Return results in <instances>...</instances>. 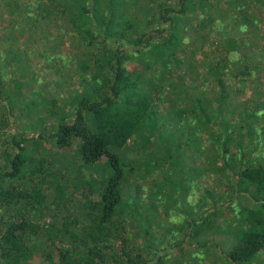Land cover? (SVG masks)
<instances>
[{
	"label": "trees",
	"instance_id": "obj_1",
	"mask_svg": "<svg viewBox=\"0 0 264 264\" xmlns=\"http://www.w3.org/2000/svg\"><path fill=\"white\" fill-rule=\"evenodd\" d=\"M39 3L40 0H6L15 18L10 25L14 29L16 20L21 18L26 24L30 21L29 30L43 27L51 30L49 25L61 21L62 17L69 26L65 31L78 29L72 40V44H77L76 59L81 66L77 72L93 87L89 90L80 85L64 109L58 105L59 99L53 97L43 112L49 115L51 126L34 137L26 129L17 132L7 128L10 114H15L16 108L25 110L24 104L26 109L30 106L23 93L26 76H18L9 83L8 86L15 84L16 94L7 90L5 79H0V108L3 109L0 138L5 132L9 134L6 139L9 145L3 154L6 163L0 167V264H27L38 250L43 257L41 264H150L152 261V264H202L206 256L215 257L214 261L222 264H259L254 257L264 249V121L255 112H246L247 105L241 107L244 112L238 106L230 109L226 105L227 66L231 62L232 69L238 71L243 58L233 56V44L230 43V51L212 67L214 88L210 93L202 90L194 93L184 88L186 75H181L184 71L175 72L173 65L178 55H187L189 44L181 18L195 12V0H47L45 4ZM197 3L204 6L210 0ZM16 32L13 37L18 35ZM49 33L51 37L56 36L53 31ZM4 67L0 65V70ZM240 71L250 72L243 67ZM158 73L165 79L153 76ZM163 91L175 100L169 101L168 115L159 117L162 123L157 117V142L161 150L150 152L155 155L149 157L150 161L156 160L155 164L163 171L171 169L167 167L169 164L176 165L178 170H173L182 174L179 164L186 148L192 146V157L204 158L205 174H216L234 191L225 203L218 205V193L208 189L201 195L203 199L197 208H192L181 201L188 200L192 188L182 178L178 195H173L174 191L167 194L172 206L166 205L169 213L175 211L180 220L174 221L169 214L168 226L161 225L154 232L147 229L144 233L141 228L130 238L134 221L118 212L130 188L124 153L131 148L143 120L156 114L153 112L155 97ZM189 97H195V104L186 106L184 102ZM3 115L7 116L8 123ZM233 115H237V121H232ZM167 123L170 125L166 126ZM72 137L81 139L78 157L81 174L84 168L96 167L98 172L102 161L106 162L107 170L105 178L99 181L101 187L87 186L79 211L65 216L61 231L53 235L42 220L50 205L56 203L52 191L60 188V181H69L65 175L68 167H58L53 161L30 166L25 145L29 141L65 142ZM139 162L142 160L137 156L131 159L129 174ZM189 169H185L186 174ZM154 186L162 189L157 182ZM251 186L253 189L246 188ZM235 194H238L236 199ZM150 208L165 212L153 203ZM159 220L154 218V223ZM216 235H227L228 240L235 239L234 243L238 239L245 242L241 256L235 258L227 253ZM54 236L68 241L58 253L52 249L56 243ZM136 237H143V241L133 246L131 242ZM120 240L123 246L118 250L115 244ZM196 249L205 256H195Z\"/></svg>",
	"mask_w": 264,
	"mask_h": 264
},
{
	"label": "rangeland",
	"instance_id": "obj_2",
	"mask_svg": "<svg viewBox=\"0 0 264 264\" xmlns=\"http://www.w3.org/2000/svg\"><path fill=\"white\" fill-rule=\"evenodd\" d=\"M27 1L34 2L36 0H20V2ZM46 1L40 0L39 4H45ZM197 2L198 0H195V12L181 18V23L185 27L183 29L186 33L185 40L189 44V46L187 45V55L184 57L178 55V60L173 65L175 72L181 74L183 70L184 73L181 75H186L184 88L194 93L201 90L210 93L211 89L214 88L211 84L213 78L210 74L214 70L212 67H215L220 58H223L225 52L230 51L229 49L232 48L230 43H232L235 48L233 56L235 58L243 56V58L241 57L242 65L238 66V71L232 69L231 62L227 66L229 71L224 76V92L228 96L226 105L230 109L238 106V109L242 111L243 104L247 105L245 107L246 112H255L264 121V0H210V3L204 6ZM14 19L11 8L6 5V0H0V58H2L0 65H6L4 70H0V79H5L7 82L4 83L7 84V90L16 94L18 91L16 92L15 84L8 86L9 83L18 79V76H26L23 93L26 96V103H30L28 109L24 104L25 110L16 108L14 113L17 114H10L11 122L7 128L17 132L26 129L31 136L36 137L44 128L49 129L51 126L49 115L43 112L50 106L53 97L59 99L58 105L64 109L69 106V100L74 97L75 92L80 90V85H85L91 90L93 84L86 83L80 72H77L81 66L79 60L76 59L77 44L75 42L72 44V40L77 35L78 29L65 31L68 22L64 21L62 17H60L61 21L49 25L51 30H47L45 27L36 31L29 30L31 28L30 21L26 24L24 20L21 21V18L20 21L19 18L16 20L18 21L15 24L16 29H13L10 23H13ZM77 25L78 27L81 26V22H77ZM59 27L60 31H58ZM44 29L47 31L46 33L42 32ZM15 30H17L18 35L13 37L16 35ZM50 31H53L56 36L51 37ZM242 67L250 70V72L243 74L240 71ZM153 76L157 79L164 77L160 73L153 74ZM169 95L167 91H163L155 97L153 112L156 111V114L154 117L149 116V119L143 120L141 128L132 139L131 148L125 150L124 153L126 178L130 188L120 203L118 212L124 217L132 219V222L134 221L130 230L131 236L128 235L130 238L135 237L134 233L141 228L142 232L147 229L149 232H154L161 225L168 226L167 217L169 214L173 215L174 221L180 220L181 217L175 211L172 210L169 213L167 207L172 206L173 203L167 194L174 191L173 195H178L181 181L185 180L187 184H192L188 200H181L192 208H197L198 202L203 199L201 195L208 189L218 193L216 198L218 205L225 203L234 191L231 188L228 189L226 183L221 178L216 177V174H205L204 158L199 156L193 158L192 146L186 148L183 160L179 159L182 160L179 164V167L183 169L182 174L173 170H178L176 165L172 167L169 164L167 167H171V169L163 171L159 165L155 164L156 160L150 161L149 157L155 156L150 152L161 150V145L157 142L159 135V131L156 129L157 117L168 115L166 109L169 101L175 100ZM194 98L185 99V105L195 104ZM182 106L183 104L179 105L178 108H182ZM2 111L3 109L0 108V117H2ZM189 115L193 116L192 114ZM3 117H5V123H8L7 116L3 115ZM237 118V115H233L232 121H237ZM162 120L160 119L159 122L162 123ZM168 125L170 124L167 123L166 126ZM169 131L173 132L174 128L170 129L169 127ZM176 132L179 133L177 129ZM8 137L9 134L5 132L0 138L1 168L6 163L3 154L9 145L6 142ZM25 146L28 156L27 164L30 166L53 161L58 167H68L66 171L63 168V171H65L66 179L69 181H65V179L60 181L58 193L56 189L52 191L51 196L56 199V203L50 205L45 218L42 220L43 224H47L49 233L54 235L59 230L61 231L65 216L73 215L79 211L85 200L86 187L90 185L101 187L99 181L105 178L107 165L106 162L102 161L98 166V172L96 167L89 170L84 168L81 174L78 170L81 139L78 137H72L59 143L52 140H43L40 144L29 141ZM138 151L141 152L138 153ZM136 156L142 162H139L136 169L129 174L130 161ZM192 159L194 160L193 164ZM186 168L187 170L190 168V172L187 174ZM196 172H202V174ZM228 181L231 180L228 179ZM155 182L162 186V189L155 187ZM135 188L139 195H136ZM246 188L253 189L252 186ZM237 196L238 194H235L234 199ZM152 203L159 210L165 212L160 213L150 208ZM209 205L212 203L210 202ZM157 217L160 220L154 223V218ZM160 232L162 233V230ZM215 238L221 247L235 258H239L245 249V242L241 239L234 243L235 239L230 241L227 235H216ZM141 241H143V237H136L131 245L136 246ZM55 242L52 249L54 248L57 253L59 248L68 243L67 239L62 236L56 237ZM162 245L166 246L165 243ZM121 246H123L121 240L115 244V248L118 250ZM193 253L195 256H205L198 249ZM214 258L206 256V260L202 264H222L215 262ZM254 259L257 263L264 264V249L258 252ZM42 261V254L38 250L27 264H41Z\"/></svg>",
	"mask_w": 264,
	"mask_h": 264
},
{
	"label": "water",
	"instance_id": "obj_3",
	"mask_svg": "<svg viewBox=\"0 0 264 264\" xmlns=\"http://www.w3.org/2000/svg\"><path fill=\"white\" fill-rule=\"evenodd\" d=\"M12 118V117H11ZM153 263V261L152 262H150V264H152Z\"/></svg>",
	"mask_w": 264,
	"mask_h": 264
},
{
	"label": "crops",
	"instance_id": "obj_4",
	"mask_svg": "<svg viewBox=\"0 0 264 264\" xmlns=\"http://www.w3.org/2000/svg\"><path fill=\"white\" fill-rule=\"evenodd\" d=\"M17 113H15V115H16Z\"/></svg>",
	"mask_w": 264,
	"mask_h": 264
}]
</instances>
